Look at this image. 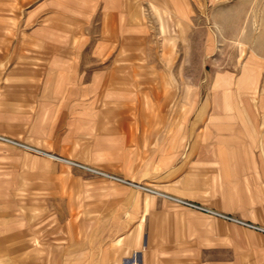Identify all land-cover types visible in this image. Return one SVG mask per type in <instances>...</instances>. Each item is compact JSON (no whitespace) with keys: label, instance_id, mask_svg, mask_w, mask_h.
<instances>
[{"label":"crops","instance_id":"1","mask_svg":"<svg viewBox=\"0 0 264 264\" xmlns=\"http://www.w3.org/2000/svg\"><path fill=\"white\" fill-rule=\"evenodd\" d=\"M201 4L17 1L16 37L6 35L9 19L0 24V134L26 145L0 140L5 261L25 251V230L21 220L2 216L23 210L14 199L43 189L65 191L66 198L80 192L83 199V237H67L71 249H52L51 264H264L263 232L58 159L149 183L264 227V56L247 49L245 57H234L231 65L240 70L217 72L209 94L149 90L155 86L149 55L163 49L159 36L176 29L171 22L190 26ZM208 20L216 24L217 14ZM209 32L203 45L202 31L190 36L187 60L218 59L217 33Z\"/></svg>","mask_w":264,"mask_h":264},{"label":"rangeland","instance_id":"2","mask_svg":"<svg viewBox=\"0 0 264 264\" xmlns=\"http://www.w3.org/2000/svg\"><path fill=\"white\" fill-rule=\"evenodd\" d=\"M17 1L0 0V24L2 21L6 22L9 19V29L6 28V35L10 37V40L17 35L16 26L18 21L15 16L18 7ZM202 3L203 5L201 4L195 9L197 13L196 20H193L190 26L187 24L183 26V23L176 25L171 22V27L175 25L174 28L176 29H172L162 34V36H159L158 46H163V49H154L149 55V62H152L149 63V77L152 76L155 78V86L149 85V90L153 89L152 92L187 95L194 92L198 94H209L212 92L211 82L214 80L217 72L234 70L237 73L240 70L238 66L231 65V63L237 55L240 58L245 57V55L242 56V46L245 47V51L247 49L250 51H258L261 56H264V0H202ZM209 14H217L218 21L216 24L209 22ZM211 29L217 33V36L214 35L212 40H214V44L216 43L218 59L215 61L214 57H212L213 55H210L206 58L203 57V60L196 64L191 62V60H187L189 45L191 46L194 40L190 36H193L194 33L197 34L198 31H202L203 37L200 40L203 45V42L206 40L205 37H207L206 41H208L209 35L207 32L211 31ZM0 39L2 40L1 37ZM198 40L196 39V43H198ZM204 50L201 49V51ZM125 62H129V60ZM238 62L241 63L242 59H239ZM140 72H143V70H140ZM0 136L12 139L5 135L0 134ZM17 142L21 143L20 141ZM73 162L83 165L76 161ZM71 167L87 171L92 176L100 179L122 183L146 195H157L160 199H165V197L116 180L106 174L122 178L134 184H141L150 190L176 196L149 183L125 179L119 174L93 166L72 164ZM59 185H61V182L58 183ZM72 185L76 190L80 189V180L74 181ZM56 191L58 190L42 189L33 191L35 196L14 199L15 202L20 201L25 207L21 212L10 213L9 215L5 214L2 218L5 221L19 219L21 220L20 222L24 223L25 251L20 252L21 256L19 259L7 255L5 257L9 260L5 261L4 256L0 255V264H51L52 249L56 250L57 248L68 246L66 239L67 237H73V234L75 238L82 239L83 228L81 221L84 215L81 212L83 199L80 196V192H78L79 196L77 197L66 198L60 195L66 193L65 191ZM69 191V195L76 193L72 189ZM51 192L55 193L56 196ZM184 199L206 206L191 199ZM173 205L176 204L173 203ZM66 207H69L68 209L70 211L73 210V212L67 214ZM69 222L72 224L70 225V229H67L66 225ZM68 247L71 249V246ZM17 248L19 247L17 246Z\"/></svg>","mask_w":264,"mask_h":264},{"label":"built area","instance_id":"3","mask_svg":"<svg viewBox=\"0 0 264 264\" xmlns=\"http://www.w3.org/2000/svg\"><path fill=\"white\" fill-rule=\"evenodd\" d=\"M0 137H2V139L0 138L1 140H4V141H10V142L13 141V142L17 143V141H15V140H12V139H9V138L3 137V136H0ZM72 163H74L75 165L83 166V165L77 164V163H75V162H73V161H72ZM84 167H85V166H84ZM92 170H93V169H92ZM96 172H99V171H96ZM106 175L108 176L109 174H106ZM110 176H113V175H110ZM114 177H116V176H114ZM111 178H112V177H111ZM114 179H116V180H120V181H122V182H125V183H128V184L133 185L132 182H128L127 180H124V179L119 178V177H116V178H114ZM138 185H139V184H138ZM143 187H144V186H143ZM144 189H145V190H148V191H152L153 193H156V194H160V195H162L163 197L169 199L171 202H173V203L176 204V205L186 206V207H190V208H193V209L201 210V211H203V212H205V213H208V214H211V215H215V216H219V217H223V218H225V219H227V220H229V221H234V222H237V223L243 224V225H245V226H247V227H250V228L256 229V230L261 231V232L264 233V227H261V226H259V225L254 224V223H250V222L242 221V220L237 219V218H235V217H233V216H231V215H227V214H224V213H220V212L215 211V210H213V209H211V208H208L207 206L199 205V204H197V203H194V202H192V201L186 200V199H184V198H180V197H177V196H173V195H170V194H167V193H162V192H159V191L157 192V191H155V190H150L149 188H146V187H145Z\"/></svg>","mask_w":264,"mask_h":264},{"label":"bare ground","instance_id":"4","mask_svg":"<svg viewBox=\"0 0 264 264\" xmlns=\"http://www.w3.org/2000/svg\"><path fill=\"white\" fill-rule=\"evenodd\" d=\"M243 48H242V56L243 55H245V47L244 46H242ZM220 77H222V74H218V79L220 78ZM218 85H219V82H218ZM225 92L226 93H229L230 92V90H226L225 89ZM1 139H2V137H0ZM11 142H13V141H11ZM15 143V142H14ZM17 144H20V145H23V146H26V145H24V144H22V143H17ZM39 152H41V153H43V151H39ZM44 154V153H43ZM59 160H61V161H63V162H66V163H70V164H74V163H72V161L71 160H68V159H65V158H58ZM86 168H88V167H86ZM88 169H90V168H88ZM92 170V169H91ZM94 170V169H93ZM109 177H112V178H116V177H114V176H110V175H108ZM133 186H135V187H137V188H141V189H144L145 187H143L141 184H134L133 183Z\"/></svg>","mask_w":264,"mask_h":264}]
</instances>
